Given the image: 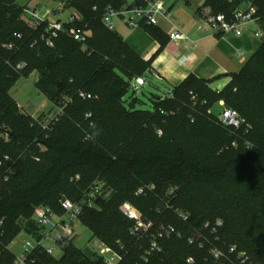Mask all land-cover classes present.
<instances>
[{"label": "trees", "instance_id": "obj_1", "mask_svg": "<svg viewBox=\"0 0 264 264\" xmlns=\"http://www.w3.org/2000/svg\"><path fill=\"white\" fill-rule=\"evenodd\" d=\"M237 1L204 0L202 6L228 15ZM124 2L66 0L79 16L74 25L90 31L83 47L65 33L47 45L44 25L21 22L24 5L0 0V264H14L8 245L19 231L38 229L29 216L16 220L14 233L10 219L25 210L33 214L38 205L61 213L60 196L71 189L69 200L82 205L79 221L105 244L123 247L117 264H211L210 249L228 252L229 246L235 247L231 263L264 264V240L255 228L264 218V39L238 72L222 75L230 80L221 90L191 73L170 87L172 98L150 93L151 107L143 109L133 91L129 100L125 96L133 77L148 80L151 60L101 20L105 8ZM141 28L159 50L169 39L158 26ZM31 73L37 75L34 87L53 105L68 99L47 129L21 112L9 93ZM219 101L238 112L240 129L216 121L212 108ZM93 182L107 195L90 207L82 201ZM140 187L144 191L136 194ZM125 201L151 223L142 237L131 233L132 221L119 209ZM216 220L221 225L214 226ZM169 226L174 231L156 237L160 250L145 260L150 240ZM62 250L59 259L37 255L36 264H103L72 241Z\"/></svg>", "mask_w": 264, "mask_h": 264}, {"label": "built area", "instance_id": "obj_2", "mask_svg": "<svg viewBox=\"0 0 264 264\" xmlns=\"http://www.w3.org/2000/svg\"><path fill=\"white\" fill-rule=\"evenodd\" d=\"M142 3H135V0H125V2L117 9L113 7L105 8L104 14L101 18L103 25L109 30H115L117 21L123 22L129 28L142 27L143 25L159 26L161 19L165 18L168 9L165 6L163 0H141ZM259 1V5H258ZM69 9L70 12L66 19L59 17L60 12L65 9ZM22 18L30 28H38L41 25L45 26L44 36L42 38L49 46L53 45V40L60 33L72 37L76 41L80 42L84 47L86 38L90 35V31L87 29H81L74 25V22L79 18L78 14L73 8L66 7V1H58L54 8L46 11H39L37 8H30L24 6L21 13ZM66 24L68 26H66ZM199 28L210 30L215 34H233L235 36H242L244 34H251L259 40L264 39V0H238L230 14L225 13H211L205 15L200 22ZM19 36V35H18ZM170 40L175 42L188 40V36L181 30L175 29L168 33ZM242 54L238 52V56ZM21 67V65L19 66ZM36 75V74H35ZM37 80V75L35 77ZM147 83V80L142 76H135L130 81V89L136 93ZM79 96L82 98H90V94H86L80 91ZM158 96L162 99L172 98L171 90L158 92ZM68 102L65 98V102L59 105L56 112V117L52 118L48 123L41 121L42 127L47 129L49 124L57 119L62 114L63 108ZM220 111L215 113L216 121L221 125L240 129L244 123V120L240 117L238 112L232 108L223 105L222 101H219ZM211 110H208L210 112ZM89 116V114L87 115ZM34 118V117H33ZM36 119V118H34ZM249 125L245 126V131H248ZM161 134V131H158ZM1 164V162H0ZM78 179V175L75 176ZM6 180V177L4 178ZM151 185L149 188H152ZM102 183L93 182L84 191V198L82 204L87 206H96V199L100 196L105 197L101 192ZM144 191L143 187L137 190V194ZM60 206L62 208L61 213H57L50 207L45 205H38L34 207L32 219L36 222L38 229L29 233L30 239L25 240L22 244L21 252L18 255H14V264H36L37 255L46 254L52 256L55 259H59L62 255V244L65 242H74L76 232V222L79 221V214L81 212L82 205L72 202L67 198L60 200ZM120 211L132 221L131 233L137 237L145 235L150 226V222H145L140 211L129 202H123L120 207ZM178 215L182 219H186V215L178 212ZM207 226V224H205ZM221 225L220 220H216L214 226ZM214 230V227H213ZM173 227H160L157 233L150 240L149 246L144 249L143 258L147 260L148 255L151 252L159 251L160 248L157 244L156 237L168 236L173 232ZM189 242L193 243L194 239L189 237ZM203 245L202 243L200 246ZM227 250L220 249L218 247H212L210 253L213 256V262L211 264H234L229 260V252L235 250L234 246H229ZM123 249L122 246L114 248L102 242L100 239L96 242V246L90 249L93 251L103 262V264H117L121 260V254L119 250ZM59 252V255L56 253ZM242 252L237 253V257H242ZM189 263L193 262L192 258L187 260Z\"/></svg>", "mask_w": 264, "mask_h": 264}, {"label": "crops", "instance_id": "obj_3", "mask_svg": "<svg viewBox=\"0 0 264 264\" xmlns=\"http://www.w3.org/2000/svg\"><path fill=\"white\" fill-rule=\"evenodd\" d=\"M163 2L168 12L158 28L167 35L175 29L181 30L188 40L168 39L159 50V42L143 28H129L120 21L115 25V31L132 50L143 60H151L147 81L154 83L156 94L170 90L191 73L212 80L209 86L220 90L230 80L228 75H222L238 72L242 55L252 54L259 46L251 34L220 35L199 28L201 19L209 13L208 8L202 6L204 0H185L184 6L175 0ZM239 51L242 52L240 56L237 55ZM219 75L221 77L215 78Z\"/></svg>", "mask_w": 264, "mask_h": 264}, {"label": "rangeland", "instance_id": "obj_4", "mask_svg": "<svg viewBox=\"0 0 264 264\" xmlns=\"http://www.w3.org/2000/svg\"><path fill=\"white\" fill-rule=\"evenodd\" d=\"M58 1H66V0H15V2L19 5L28 6L30 8H37L39 11L50 10L55 7ZM168 2L169 0H164ZM174 1V0H173ZM177 3L185 5V0H175ZM199 1V0H198ZM67 7V6H66ZM70 10L67 8L60 12L59 17L61 19H66ZM20 20L23 24H26L22 16H20ZM256 38V37H255ZM256 41L261 43V40L256 38ZM259 46L257 47V49ZM256 49V50H257ZM256 50L253 52L255 53ZM252 53V54H253ZM252 54H243L240 58L242 60V65L249 59ZM35 73H31L27 78L20 77L18 78L13 85L9 89L10 95L14 98L17 103V106L21 112L24 114H29L32 117L39 119L44 123H48L52 118L56 117V112L59 104L53 105L48 99L44 97L33 85L35 81ZM153 82L147 81V83L135 93L139 99L142 100L137 107L148 109L151 107V103L147 96L150 93L156 94V90L153 86ZM214 86V85H213ZM222 88H220L221 90ZM132 94V90L129 89L125 96V100H129L130 95ZM223 103V101H222ZM61 105V104H60ZM224 105V103H223ZM213 109L214 113H218L220 111V105L215 106ZM63 113V112H62ZM127 186V185H126ZM125 187V186H124ZM126 188V187H125ZM134 190V186L131 187ZM128 190H126L127 192ZM137 192V191H136ZM135 192V193H136ZM134 194V193H133ZM137 194V193H136ZM73 195V191H67V193H62L60 198L69 199L70 196ZM127 202V201H125ZM60 203V201H59ZM120 207V206H119ZM29 216L33 217L32 210H25L19 213H16L13 218H11L9 222V226L13 229L14 233H17L18 228L16 226V220L20 218H29ZM259 229V238L264 240V218L259 220V223L255 227ZM76 238L74 240V245L78 248L83 249H92L96 246V242H98L99 238L97 236H93L91 230L85 226L81 222H76ZM30 239L29 235L24 231H19L13 240L9 243L8 248L14 255H18L21 252L22 244L25 240ZM59 255V252L56 253Z\"/></svg>", "mask_w": 264, "mask_h": 264}]
</instances>
